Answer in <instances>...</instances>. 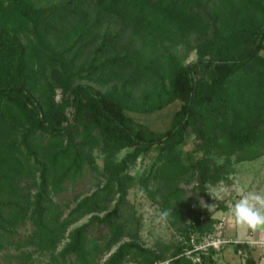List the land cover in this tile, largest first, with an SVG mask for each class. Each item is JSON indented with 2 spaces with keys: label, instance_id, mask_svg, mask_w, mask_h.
I'll use <instances>...</instances> for the list:
<instances>
[{
  "label": "trees",
  "instance_id": "1",
  "mask_svg": "<svg viewBox=\"0 0 264 264\" xmlns=\"http://www.w3.org/2000/svg\"><path fill=\"white\" fill-rule=\"evenodd\" d=\"M222 1L224 10L207 0H0V249H21L5 262L100 264L110 253L104 264H117L139 248L144 264H217V250L187 254L235 203L213 187L264 153V0ZM165 37L192 43L198 58L183 63L166 48L163 102L180 106L168 128L138 127L127 109L136 88L160 80ZM153 150L141 189L182 235L164 251L135 240L141 220L128 207L132 168ZM88 172L91 191L58 199ZM232 245L258 263L247 242Z\"/></svg>",
  "mask_w": 264,
  "mask_h": 264
},
{
  "label": "rangeland",
  "instance_id": "2",
  "mask_svg": "<svg viewBox=\"0 0 264 264\" xmlns=\"http://www.w3.org/2000/svg\"><path fill=\"white\" fill-rule=\"evenodd\" d=\"M211 6H216L220 10H224L225 4L222 0H207ZM173 37V36H171ZM175 38V37H173ZM173 38L165 37V44H161L158 48L160 51L161 62L163 63L162 75L160 80L153 84L152 81L143 84L136 88L134 92L135 104L127 109V112L134 120L136 126H146L154 130H164L168 128L173 119L174 112L180 106L179 100H173L168 103L163 101L167 99L169 88V74H170V61L167 49L181 62L185 63L190 60L198 58L197 49L188 41H178L177 43ZM160 45V44H159ZM158 45V46H159ZM167 48V49H166ZM157 51V53L159 52ZM264 55V48L261 50ZM201 73H207L202 71ZM97 87L102 89H108L111 84L102 85L95 81H92ZM142 87V88H141ZM144 87V88H143ZM161 104V105H160ZM194 136L189 137L187 143L184 145L185 150L193 149ZM129 149L123 150L120 155L125 153ZM158 150H153L151 152L143 154L138 158L136 164L132 168V173L135 175V180L129 190V199L131 207L128 205L131 213L134 212L141 220L140 225V237L135 239L141 244V247L151 248L157 251L165 250L167 245L175 246L182 239L180 231L173 227L170 221L164 216L162 210L156 202H153L148 198L141 189L140 176L144 174L150 164L155 159ZM97 162L101 167H103V153L99 150L96 151ZM200 154V153H199ZM235 171L231 174L230 181L223 182L221 185L213 187L215 195L218 198L227 197V203H233L238 200L242 195L249 192H262L264 193V153L253 159H246L235 164ZM191 184L187 187L190 189ZM93 189L92 176L88 172L77 181L67 182L66 188L58 196L60 201L71 202L74 204L77 197H81L83 194L88 193ZM201 203H204V195H197ZM218 202L215 201L213 206L215 207ZM222 209L216 211L215 215L218 217L222 213ZM129 214V213H128ZM88 216L84 217L80 221L72 224L68 229L66 236L62 239L60 247L68 243L70 237L68 233L75 226L86 221ZM236 223V222H235ZM33 223L28 221L26 224L20 225V232L15 235L14 238H24V236L31 231ZM236 230L238 236L241 239L256 238L255 236L264 235V229L252 231L246 226H240L236 223ZM258 237V238H259ZM128 239V237H127ZM130 239V238H129ZM21 249L14 246L9 248L0 249V261L2 260L4 264H14L16 258L11 259L10 262H5L4 257L9 254V252L17 253ZM133 253L128 254L122 262L117 264H144L146 254L138 249ZM171 249H169L170 251ZM169 251L165 253L168 254ZM6 252V254H5ZM110 253L105 254L100 259V264H104L105 259ZM241 254V253H239ZM40 258L43 257L38 255ZM224 255L219 254L217 261L220 264H226ZM244 259H242L243 261ZM242 261L239 264H242ZM46 258L36 261V264H49ZM167 260H159L156 264L166 263ZM67 264H74L68 261ZM260 264H264V257L261 258Z\"/></svg>",
  "mask_w": 264,
  "mask_h": 264
},
{
  "label": "built area",
  "instance_id": "3",
  "mask_svg": "<svg viewBox=\"0 0 264 264\" xmlns=\"http://www.w3.org/2000/svg\"><path fill=\"white\" fill-rule=\"evenodd\" d=\"M235 227V219L230 209L222 211L218 216V222L215 224L214 229L204 234L200 240L195 241L193 247L187 250V254L195 261H200L201 251L208 252L211 249L220 251L230 243L247 242L251 248L257 249L260 255L264 256V237L241 239L234 234H230V230ZM193 252L197 253L194 254ZM238 252L241 253L242 250L240 249Z\"/></svg>",
  "mask_w": 264,
  "mask_h": 264
},
{
  "label": "clouds",
  "instance_id": "4",
  "mask_svg": "<svg viewBox=\"0 0 264 264\" xmlns=\"http://www.w3.org/2000/svg\"><path fill=\"white\" fill-rule=\"evenodd\" d=\"M230 211L238 225L246 226L252 231L264 229V193L249 192L242 195L231 206Z\"/></svg>",
  "mask_w": 264,
  "mask_h": 264
},
{
  "label": "crops",
  "instance_id": "5",
  "mask_svg": "<svg viewBox=\"0 0 264 264\" xmlns=\"http://www.w3.org/2000/svg\"><path fill=\"white\" fill-rule=\"evenodd\" d=\"M230 231H231L230 234H234V235L238 236L236 227L232 228ZM255 237L258 238L259 236H255ZM260 237H264V235H262ZM252 252H253L254 257L257 259V262H258L257 264H260L261 258L264 256L260 255L259 251L255 248H252ZM219 254L224 255V259H226L225 260L226 264H239V262L242 261V259H244L242 261V264H245V257L242 256L241 254H239V252L234 250L232 243L226 245L222 250L217 251L215 253L214 256L216 258L217 264H220L219 261H217V257L219 256Z\"/></svg>",
  "mask_w": 264,
  "mask_h": 264
}]
</instances>
